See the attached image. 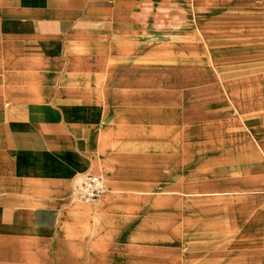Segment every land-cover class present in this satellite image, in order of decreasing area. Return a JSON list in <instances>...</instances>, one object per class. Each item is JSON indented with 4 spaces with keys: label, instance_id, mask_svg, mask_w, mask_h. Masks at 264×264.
I'll use <instances>...</instances> for the list:
<instances>
[{
    "label": "crops",
    "instance_id": "1",
    "mask_svg": "<svg viewBox=\"0 0 264 264\" xmlns=\"http://www.w3.org/2000/svg\"><path fill=\"white\" fill-rule=\"evenodd\" d=\"M150 2L157 3L0 0V264L264 261V238L237 239L235 210L229 219L224 214L231 210L216 200L233 198L219 191L235 188L237 180L249 184L251 176L189 169L171 151L155 168L159 146L146 137L129 135L119 148L146 150L152 170L146 163L109 164L107 177L95 173L104 178V195L85 201L72 194L78 176L91 172L101 133L125 114L126 98L156 103L140 88L143 71L148 78L151 72L141 67L137 40ZM75 87H97L113 102H92L72 94ZM153 109L127 112L131 126L143 129ZM172 158L188 173L167 171Z\"/></svg>",
    "mask_w": 264,
    "mask_h": 264
},
{
    "label": "rangeland",
    "instance_id": "2",
    "mask_svg": "<svg viewBox=\"0 0 264 264\" xmlns=\"http://www.w3.org/2000/svg\"><path fill=\"white\" fill-rule=\"evenodd\" d=\"M156 1L145 5L150 16L142 20L137 39L141 67L151 72L148 78L143 71L140 88L156 103L138 105L126 98L125 114L101 133L91 172L107 177L109 164L132 163L140 168L146 163L144 169L152 170L147 161L154 157L146 150L136 145L119 148L127 145L120 140L132 135L157 142L155 168H160L164 152L171 151L174 157L182 156L189 169L211 166L223 178L249 175V184L237 180L235 188L219 191L231 192L233 198L216 200L222 210H231L224 214L229 219L235 210L237 239L257 243L264 238L260 196L254 194L264 188V0ZM70 90L92 102H113L110 93L97 87ZM153 107L154 115H145L143 129L131 126L127 112L140 109L143 114ZM104 135L112 141L104 143ZM165 168L188 173L175 158Z\"/></svg>",
    "mask_w": 264,
    "mask_h": 264
},
{
    "label": "built area",
    "instance_id": "3",
    "mask_svg": "<svg viewBox=\"0 0 264 264\" xmlns=\"http://www.w3.org/2000/svg\"><path fill=\"white\" fill-rule=\"evenodd\" d=\"M107 191L104 178L95 173L84 172L78 176L77 184L73 189V196L85 201H94ZM261 206L264 209V190L261 197Z\"/></svg>",
    "mask_w": 264,
    "mask_h": 264
},
{
    "label": "bare ground",
    "instance_id": "4",
    "mask_svg": "<svg viewBox=\"0 0 264 264\" xmlns=\"http://www.w3.org/2000/svg\"><path fill=\"white\" fill-rule=\"evenodd\" d=\"M262 192H263V191H261V193H260V192H258L257 194H259V193H260V197H261V195H262Z\"/></svg>",
    "mask_w": 264,
    "mask_h": 264
}]
</instances>
